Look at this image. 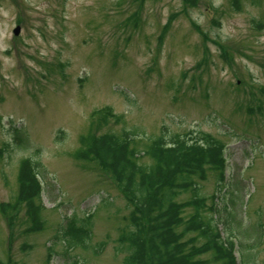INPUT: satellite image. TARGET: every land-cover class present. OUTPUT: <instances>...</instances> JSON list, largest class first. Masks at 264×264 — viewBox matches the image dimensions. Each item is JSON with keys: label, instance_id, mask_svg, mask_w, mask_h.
Segmentation results:
<instances>
[{"label": "rangeland", "instance_id": "374dc122", "mask_svg": "<svg viewBox=\"0 0 264 264\" xmlns=\"http://www.w3.org/2000/svg\"><path fill=\"white\" fill-rule=\"evenodd\" d=\"M102 133L127 135L143 163L159 135L223 143L227 180L209 176L200 195L244 264L245 236L223 208L240 180L234 213L264 233V0H0V202L17 199L25 160L40 162L44 186L41 231L27 230L24 209L12 222L0 209L5 262L123 264L130 203L110 172L75 155L83 135ZM73 216L90 219L89 244L103 250L63 256ZM251 252L264 264V241Z\"/></svg>", "mask_w": 264, "mask_h": 264}, {"label": "trees", "instance_id": "16d2710c", "mask_svg": "<svg viewBox=\"0 0 264 264\" xmlns=\"http://www.w3.org/2000/svg\"><path fill=\"white\" fill-rule=\"evenodd\" d=\"M14 133L18 144L25 145L22 128L15 127ZM80 141L76 158L94 161L110 172L130 203L128 226L121 230L116 246L117 253L126 254L123 264H241L235 252L237 242L224 237L218 228L220 210L217 206H209L199 189L201 181L212 175L221 186L227 180L223 143L214 139L207 143L173 137L166 140L159 135L142 152L151 162L143 163L139 159L140 151L133 148L127 135L122 138L114 133L90 134L83 135ZM39 165L40 162L32 159L23 161L18 173L17 199L0 202L8 222H12L14 213L25 210L29 232L41 231L44 224V186L37 171ZM240 184V180H233L232 189L227 193L230 199L223 208L228 215L223 221L231 222L232 233L239 231L245 236L241 243H246L251 255L248 259L244 257L242 262L252 264L254 254L251 250L264 241V233L262 223L242 227L239 216L234 213L236 196L243 191ZM189 192L194 194L183 199ZM213 209L212 216L209 211ZM89 220L78 223L77 217L67 219L62 227L63 256L69 257L76 247L92 248L96 254L104 249L105 242L90 246L92 227ZM80 263L81 260L75 258L73 264ZM0 264L12 263L0 257Z\"/></svg>", "mask_w": 264, "mask_h": 264}, {"label": "water", "instance_id": "95a60500", "mask_svg": "<svg viewBox=\"0 0 264 264\" xmlns=\"http://www.w3.org/2000/svg\"><path fill=\"white\" fill-rule=\"evenodd\" d=\"M20 32H21V27H20V26H18V27H16V28L14 29V34H15V35H18Z\"/></svg>", "mask_w": 264, "mask_h": 264}]
</instances>
